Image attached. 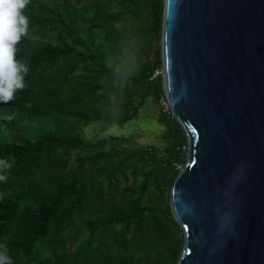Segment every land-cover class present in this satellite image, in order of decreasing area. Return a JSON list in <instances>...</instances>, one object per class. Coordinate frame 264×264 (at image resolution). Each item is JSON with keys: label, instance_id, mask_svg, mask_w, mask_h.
<instances>
[{"label": "trees", "instance_id": "trees-1", "mask_svg": "<svg viewBox=\"0 0 264 264\" xmlns=\"http://www.w3.org/2000/svg\"><path fill=\"white\" fill-rule=\"evenodd\" d=\"M164 0H30L16 58L27 87L0 103V242L13 264H176L183 246L170 186L186 137L170 114L165 153L127 140L81 137L121 125L164 96ZM11 116L12 119H6Z\"/></svg>", "mask_w": 264, "mask_h": 264}, {"label": "water", "instance_id": "water-1", "mask_svg": "<svg viewBox=\"0 0 264 264\" xmlns=\"http://www.w3.org/2000/svg\"><path fill=\"white\" fill-rule=\"evenodd\" d=\"M163 3V93L186 137L176 264H264V0Z\"/></svg>", "mask_w": 264, "mask_h": 264}, {"label": "clouds", "instance_id": "clouds-1", "mask_svg": "<svg viewBox=\"0 0 264 264\" xmlns=\"http://www.w3.org/2000/svg\"><path fill=\"white\" fill-rule=\"evenodd\" d=\"M30 0H0V103L14 100L17 90H24L29 62L16 58L21 37L27 36L30 21L22 14ZM6 119H12L6 116ZM14 159L10 154L0 158V183H7ZM6 193H0V200ZM0 264H13L6 242H0Z\"/></svg>", "mask_w": 264, "mask_h": 264}, {"label": "rangeland", "instance_id": "rangeland-1", "mask_svg": "<svg viewBox=\"0 0 264 264\" xmlns=\"http://www.w3.org/2000/svg\"><path fill=\"white\" fill-rule=\"evenodd\" d=\"M165 99V96H163ZM165 103V102H164ZM136 115L121 125L100 126L93 125L81 131V137L87 141L115 136L127 140L125 147H156L157 153H165L166 142L163 138L165 128L158 122L159 115L166 113L170 117L165 106L147 100L143 106L138 107Z\"/></svg>", "mask_w": 264, "mask_h": 264}, {"label": "built area", "instance_id": "built-area-1", "mask_svg": "<svg viewBox=\"0 0 264 264\" xmlns=\"http://www.w3.org/2000/svg\"><path fill=\"white\" fill-rule=\"evenodd\" d=\"M166 99V98H165ZM164 99V97L158 99L159 101V104L162 105V106H165L166 107V110L169 111V113L171 114V110H170V107H168V104L166 102V100ZM165 102V103H164Z\"/></svg>", "mask_w": 264, "mask_h": 264}]
</instances>
